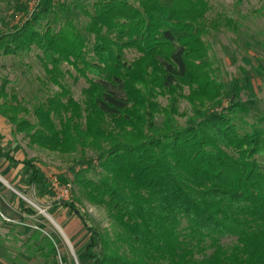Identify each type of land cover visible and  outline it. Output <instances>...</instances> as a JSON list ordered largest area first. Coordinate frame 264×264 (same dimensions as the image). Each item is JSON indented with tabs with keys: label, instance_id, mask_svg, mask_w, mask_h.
Instances as JSON below:
<instances>
[{
	"label": "trees",
	"instance_id": "trees-1",
	"mask_svg": "<svg viewBox=\"0 0 264 264\" xmlns=\"http://www.w3.org/2000/svg\"><path fill=\"white\" fill-rule=\"evenodd\" d=\"M74 8L88 17L93 43L72 19ZM209 9L207 0H71L58 9L42 0L32 19L0 36V54L39 49L48 79L61 88L31 119L6 80L0 115L32 145L82 153L71 168L75 183L128 244L123 252L74 202L58 201L89 233L84 256L91 264H264V120L246 119L240 89L228 91L215 66L210 39L235 24ZM63 11L69 17L51 26L48 19ZM69 77L86 81L83 102L69 97L62 83ZM182 99L193 112L185 125L178 121ZM86 149L96 158L87 160ZM0 157L21 163L1 136ZM22 163L29 191L52 195L36 161ZM19 207L37 213L23 199ZM41 233L28 238V252L42 255L48 246L45 256L56 253Z\"/></svg>",
	"mask_w": 264,
	"mask_h": 264
},
{
	"label": "rangeland",
	"instance_id": "rangeland-1",
	"mask_svg": "<svg viewBox=\"0 0 264 264\" xmlns=\"http://www.w3.org/2000/svg\"><path fill=\"white\" fill-rule=\"evenodd\" d=\"M70 1L54 0V5L58 9L59 4ZM207 1L210 6V17H216L225 22L232 20L235 24V27L233 25L223 27L210 39L211 55L215 66L221 70L228 91L237 87L240 89L238 92L240 101L246 105L249 112L246 119L250 123L257 122L259 119L264 120V0H244L240 4L236 0ZM41 2L42 0H18V2L0 0V36L13 32L15 28L24 24L26 19H32L38 12ZM19 6H23L24 9H20ZM67 17H69L68 14L63 11L61 14L51 16L48 22L51 26L58 27ZM71 17L93 43L94 37L85 31L88 17L77 8H74ZM45 23L43 21L40 30H43ZM6 80L10 93L18 96L21 103L29 110V114L25 116L31 119H34L32 112L35 106L61 91L58 85L48 79L42 52L35 46L31 51H21L16 55L0 54V85ZM62 83L69 90V97L77 102H83L82 90L87 86L84 79L75 81L69 77ZM161 101L166 102L164 99ZM225 103L229 102L226 100ZM178 108V121L181 125H185L188 118L193 115L191 106L187 100L182 99ZM0 118H2L1 115ZM3 119L1 126L8 131L7 139L9 140L5 146L6 150H13L16 156H21L25 160H35L48 179L52 195L36 197L30 191L27 195L25 191L14 186L5 193L7 204L5 210L7 209V214L10 215V217L8 215L10 228H5L4 231L0 223V258L7 264H90L84 259V248L88 243L89 233L75 218L69 215L65 218L66 210L58 204L60 200L74 202L97 230L108 234L112 240L119 243L123 252L128 253V244L118 238L122 234L120 227L102 206L91 203L86 193L74 181V172L71 168L75 161L82 157V153L60 154L32 145L25 134L14 132V126L7 119ZM96 154V151L86 149L87 160L95 159ZM94 164L95 169L100 171L98 162ZM83 168L86 166H77L76 171L82 172ZM13 169L14 166L11 167L12 171ZM86 175L96 176L93 171ZM21 177L22 183L26 184L29 173L25 172L21 174ZM17 196L33 207L37 213L30 217H21L19 204L16 201ZM1 209L3 206H0ZM54 212L55 216L66 219L65 225L69 223L68 221H72L68 226L74 228L75 240L66 235L65 226L56 221L52 214ZM37 230L42 232V236L46 235L53 241L56 253L45 256L49 252L48 246L42 255L36 254L34 250H32L34 255L28 252L24 244ZM8 231L7 237L5 232ZM228 243L230 244L231 240L225 241V244Z\"/></svg>",
	"mask_w": 264,
	"mask_h": 264
},
{
	"label": "crops",
	"instance_id": "crops-1",
	"mask_svg": "<svg viewBox=\"0 0 264 264\" xmlns=\"http://www.w3.org/2000/svg\"><path fill=\"white\" fill-rule=\"evenodd\" d=\"M2 117V116H1ZM4 117L0 118V136L3 138V147L5 148L6 146V143L9 141L7 138H8V131H6L5 129H2V126H1V121ZM5 119V118H4ZM3 119V120H4ZM6 149V148H5ZM16 158L21 162V163H16V164H12L10 163L8 160L4 159V158H1L0 157V206H3V209L0 210V223H2V226L4 228V231H5V228H10V226H8V224L10 223V219H8V215L7 214V209L5 210L7 204H6V199H5V193L10 191L9 189H11L12 187L11 186H14L16 188H19L20 190H23L26 192V194L28 195V191L30 190L29 189V181H30V176L28 178V181L26 182V184H23L22 183V177H21V174L23 173H20L21 169L23 168V163L22 161L25 160L24 158H22L21 156H16ZM14 166V169L13 171L11 170V167ZM38 166V165H37ZM10 168V169H9ZM39 168V166H38ZM6 169H9L7 172H4ZM20 196V195H19ZM19 196H17L16 198V201L17 203L19 204ZM35 196V195H34ZM37 197V196H36ZM25 199V198H24ZM10 207V206H9ZM20 209V207H19ZM66 210V209H65ZM20 212V216L21 217H30L29 215L27 214H23L21 211ZM3 215H6L5 217ZM66 217H71V218H75V220H78L76 216L74 215H70L68 213V211L66 210ZM69 215V216H68ZM55 216V215H54ZM10 217V215H9ZM56 218V221L62 225V226H65L64 227V230H65V233L66 235L71 238L72 240H75L74 239V234H75V231H74V228L72 229V226H68L69 224L72 223V221H68L69 223L67 225L64 224V222L66 221V219H62V217L60 216H55ZM53 219V218H52ZM54 220V219H53ZM79 221V220H78ZM67 222V221H66ZM71 222V223H70ZM64 224V225H63ZM6 226V227H5ZM8 226V227H7ZM4 233V232H3ZM5 234H7V237L9 235V231L8 232H5ZM84 259L86 260L87 263L90 262L91 264V261L86 258L84 256ZM84 260V261H85ZM0 264H7L4 260H2L0 258Z\"/></svg>",
	"mask_w": 264,
	"mask_h": 264
},
{
	"label": "built area",
	"instance_id": "built-area-1",
	"mask_svg": "<svg viewBox=\"0 0 264 264\" xmlns=\"http://www.w3.org/2000/svg\"><path fill=\"white\" fill-rule=\"evenodd\" d=\"M35 10H36V8L33 10V12H35ZM33 12H32V13H33ZM66 191H67V190H66Z\"/></svg>",
	"mask_w": 264,
	"mask_h": 264
}]
</instances>
